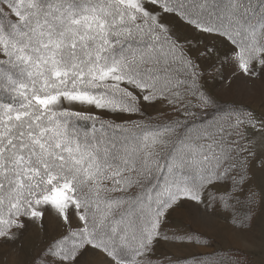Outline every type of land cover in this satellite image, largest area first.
I'll return each mask as SVG.
<instances>
[{
	"label": "snow or ice",
	"instance_id": "obj_1",
	"mask_svg": "<svg viewBox=\"0 0 264 264\" xmlns=\"http://www.w3.org/2000/svg\"><path fill=\"white\" fill-rule=\"evenodd\" d=\"M146 3L230 42L241 74L264 72V0H0V94L13 98L0 101V241L16 242L25 221L46 215L66 228L32 264H79L86 252L101 264H151L169 210L244 182L254 161L264 169V155L241 143L239 118L78 125L99 118L68 105L133 113L142 100L185 116L207 108L194 91L196 65ZM162 172L163 187L150 191Z\"/></svg>",
	"mask_w": 264,
	"mask_h": 264
},
{
	"label": "rangeland",
	"instance_id": "obj_2",
	"mask_svg": "<svg viewBox=\"0 0 264 264\" xmlns=\"http://www.w3.org/2000/svg\"><path fill=\"white\" fill-rule=\"evenodd\" d=\"M145 7L159 16L160 23L183 45L189 59L196 65L198 75L194 77V91L209 98L207 108L192 107V115L185 116L161 102L147 103L142 100L139 103L140 110L133 113L102 111L86 105L68 107L130 129L134 125L155 129L163 123L176 120L180 124L194 126V120H198L204 112L214 111L219 104L248 109L254 115L251 117L253 122L242 129L241 143L245 147H255L259 160L264 155V72L257 66L254 76L241 74L236 63L229 59L233 54L230 42L217 35L203 33L179 16L162 13L150 3H146ZM3 10L10 21L15 19L10 16L6 6ZM208 49L212 50L211 53L207 52ZM16 78H20L18 74ZM6 99L3 97L1 100ZM189 99L196 105L198 97L189 94ZM230 117L233 120L232 116H228V120ZM199 123L200 121L196 124L197 127ZM205 126L202 122L199 125ZM108 132L121 138L123 135L119 131ZM167 158L165 151L160 161L162 168ZM257 163L258 161L252 163L250 174L247 168L241 169L244 182L238 176L233 182L206 188L201 193L202 202L181 200L169 210L166 221L161 226L167 239L155 242L149 254L151 264H188L191 260L196 262L200 257L218 253L221 249L226 252L237 249V252L245 254L240 264H264V169L257 167ZM159 177H166V173L158 175L154 182V192L158 190L157 186L164 185V179ZM230 184L239 186L232 187L229 192ZM136 191L131 190L132 194ZM79 223L73 219L72 227H78ZM25 224L26 227L18 232L16 242L0 241V264H32L33 257L50 240L66 233L62 222L54 216L46 215L41 222L25 221ZM88 253L91 252L84 255ZM93 257L96 264H101L96 256ZM82 259L83 257L79 262Z\"/></svg>",
	"mask_w": 264,
	"mask_h": 264
},
{
	"label": "trees",
	"instance_id": "obj_3",
	"mask_svg": "<svg viewBox=\"0 0 264 264\" xmlns=\"http://www.w3.org/2000/svg\"><path fill=\"white\" fill-rule=\"evenodd\" d=\"M4 16L8 17V15L6 14L5 11H4ZM10 22H12V21L9 20V17H8V19L4 20L5 24H8ZM3 97L7 98V99L5 101L1 100V99H3ZM10 99H13V98H11L7 94H0V101L8 103L10 101ZM228 116H232L233 120L229 121L227 118ZM252 116H254V115L248 109L238 108V107H234V106H228L226 104H219V106H217L214 109V111L202 113L200 115V117L198 118V120H194L192 124H194V127H197L196 124L199 121H200V123L202 121H207V122H209V121H211V122L221 121L224 123H232L237 118H239V120L243 121L242 125L240 126V133H242V129H245V127L250 126L251 121H252V119H251ZM102 122H106V121H103L100 119L98 121H92V120L79 121L78 125L82 129H87L91 125H95L96 127H99V124ZM106 123L112 124L109 122H106ZM200 123H199V125H200ZM202 124H204V123H202ZM199 125H198V128H199ZM110 130L119 131L118 129H110ZM135 131L138 132L139 130H135ZM168 159L169 158H167V160ZM161 167H162V164H161ZM154 182L155 181H153L152 184H154ZM154 186H155V184L150 189V191L154 192V190L156 189V188H154ZM236 250L237 249H230V251L226 252V251H224V249H221L218 253H214V254H211L210 256H206V257H200L196 260V262H193L191 260L188 264H240V261H242L243 258H245V254H243L239 251L237 252Z\"/></svg>",
	"mask_w": 264,
	"mask_h": 264
},
{
	"label": "crops",
	"instance_id": "obj_4",
	"mask_svg": "<svg viewBox=\"0 0 264 264\" xmlns=\"http://www.w3.org/2000/svg\"><path fill=\"white\" fill-rule=\"evenodd\" d=\"M227 248V247H226ZM83 259L79 262V264H96L94 261L93 255L91 253H88L87 255L82 256Z\"/></svg>",
	"mask_w": 264,
	"mask_h": 264
}]
</instances>
